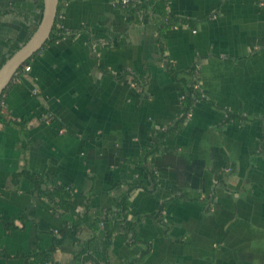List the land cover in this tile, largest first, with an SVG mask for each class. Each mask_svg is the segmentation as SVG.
<instances>
[{"label": "crops", "instance_id": "obj_1", "mask_svg": "<svg viewBox=\"0 0 264 264\" xmlns=\"http://www.w3.org/2000/svg\"><path fill=\"white\" fill-rule=\"evenodd\" d=\"M123 1L144 0H61L70 35L4 94L0 264H79L86 245L104 264L106 232L79 216L108 219L133 182L152 187L138 163L181 116L184 91L162 50L177 73L198 69L204 99L149 159L158 187L134 191L128 211V224L143 217L141 242L117 232L109 263L148 253L138 264H264V0H168L179 23L162 33L151 10L129 20ZM0 14L1 61L42 11L35 0H0ZM38 188L70 191L76 213H54Z\"/></svg>", "mask_w": 264, "mask_h": 264}, {"label": "trees", "instance_id": "obj_2", "mask_svg": "<svg viewBox=\"0 0 264 264\" xmlns=\"http://www.w3.org/2000/svg\"><path fill=\"white\" fill-rule=\"evenodd\" d=\"M35 1L38 3L41 11H43V0H35ZM167 4H168V0H144L140 4L126 5L125 6L126 11H127L126 14L129 20H133V19H136L138 15L144 14L145 12L151 10L152 14L158 21L159 31L160 33H162L163 31L167 29L174 28L179 23L178 20H175L168 16ZM59 9H60V3H59V8H58V13H59ZM181 23L186 24V21H181ZM66 36H67L66 33L62 29H60V25L58 21V14H57V18H56L52 33L50 35V39L44 45L43 49L46 46H49V45H52V44H55L61 41L62 39L66 38ZM20 48L21 46H18L16 50H19ZM13 54L14 53L10 54L9 56H4L1 58L0 69ZM37 54H35L33 57H35ZM162 55H163V63L166 69L173 76L174 80L182 84L184 91H183V98L181 100L182 101L181 102V105H182L181 116L168 128L164 129L163 131H158L152 139L151 148L142 151L140 161L138 164L142 166L149 173L152 183H153L152 187L147 188L144 184H142L139 181L133 182L130 186L129 193H127L126 195L122 196L119 199H116L113 202L115 211L108 219L92 221L88 219L87 217H83L82 215L79 216L80 224H86V225L93 226L96 229V230L94 229L95 231H97L98 228H102L106 232L109 242H108V246L105 252L104 264H110L107 253H108V249L111 243V239L117 232L127 230L132 235L134 243L141 242L138 236V227L143 222L142 221L143 217L134 218L131 221H129V224H128V220H129L128 211L130 207L131 194L136 190H147L149 192L156 191L158 187V178H157L156 171L151 167L149 163V159L153 156L162 154L167 150V148H165L166 138L170 135L177 133L185 125L189 116L192 114L196 103L204 99L200 89L198 88V86L200 85V77H199L198 69L196 67H193L187 73L179 74L176 71H174V67L172 63L169 61V59L166 57L164 50H162ZM32 59H29L15 76L19 75L24 69V67L29 66ZM12 82L7 87V89L4 91L2 96L0 97V122L2 121L5 122L3 115H2V109H3L2 102H3V97H4L5 92L11 86ZM35 179L36 181H41L36 177ZM36 196H38L39 198L47 199L49 203L51 204L52 211L54 213H58L60 211H66V212L70 211L72 213H76V206L72 202V195L70 191L64 188H54V189L38 188L36 191ZM162 211H163V208H162ZM87 247H88L87 245L82 247L81 251L78 252L74 256V261L75 262L78 261L79 264H88L90 262L94 264H101V263H98L88 253ZM147 255L148 253H145L140 258V260L136 262H132L130 264L141 263L143 260L147 258Z\"/></svg>", "mask_w": 264, "mask_h": 264}, {"label": "water", "instance_id": "obj_3", "mask_svg": "<svg viewBox=\"0 0 264 264\" xmlns=\"http://www.w3.org/2000/svg\"><path fill=\"white\" fill-rule=\"evenodd\" d=\"M59 3L60 0H43L42 18L36 31L0 69V97L24 64L40 52L50 39L58 14Z\"/></svg>", "mask_w": 264, "mask_h": 264}, {"label": "built area", "instance_id": "obj_4", "mask_svg": "<svg viewBox=\"0 0 264 264\" xmlns=\"http://www.w3.org/2000/svg\"><path fill=\"white\" fill-rule=\"evenodd\" d=\"M129 4V2L128 1H123L122 2V5H124V6H126V5H128ZM174 28H177L176 26L174 27ZM60 29H62L61 27H60ZM66 37H68L70 34L69 33H66ZM31 71V67L30 66H26V67H24V72L25 73H28V72H30ZM198 88L200 89V85L198 86ZM35 94H37V91H35ZM190 117V116H189Z\"/></svg>", "mask_w": 264, "mask_h": 264}]
</instances>
